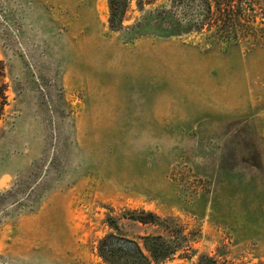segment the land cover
<instances>
[{"label": "rangeland", "instance_id": "374dc122", "mask_svg": "<svg viewBox=\"0 0 264 264\" xmlns=\"http://www.w3.org/2000/svg\"><path fill=\"white\" fill-rule=\"evenodd\" d=\"M240 1L0 0V264H264V0Z\"/></svg>", "mask_w": 264, "mask_h": 264}, {"label": "trees", "instance_id": "16d2710c", "mask_svg": "<svg viewBox=\"0 0 264 264\" xmlns=\"http://www.w3.org/2000/svg\"><path fill=\"white\" fill-rule=\"evenodd\" d=\"M123 1L125 0H108L110 8L113 9L111 13H114L117 10L120 12V9H122L121 6ZM214 6L215 20L220 21L224 24L242 21L243 14L240 0H214ZM234 26L238 27L236 23H234ZM169 31L171 35L180 33L179 30L172 27L169 28ZM131 219L142 224H153L156 221V217L152 214H148L146 218L133 216ZM144 248L148 253H150L152 261L155 262H161L167 259L173 253L171 252L170 248L166 246V243L162 237H146L144 239ZM104 252L107 258L113 255L115 252L121 253V255L126 254L134 258L138 256L140 258H143L138 246H136L133 242H128L126 240L120 239L114 240L113 238H111L109 242L106 243Z\"/></svg>", "mask_w": 264, "mask_h": 264}]
</instances>
